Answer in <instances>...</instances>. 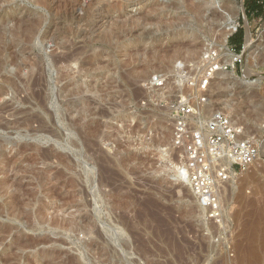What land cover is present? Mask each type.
Listing matches in <instances>:
<instances>
[{
  "label": "rangeland",
  "instance_id": "rangeland-1",
  "mask_svg": "<svg viewBox=\"0 0 264 264\" xmlns=\"http://www.w3.org/2000/svg\"><path fill=\"white\" fill-rule=\"evenodd\" d=\"M225 12L233 30L224 29ZM239 30L238 49L230 38ZM223 40L243 51L242 62L227 71L233 79L215 75L203 117L226 113L256 139L258 156L227 182L215 222L174 174L178 154L159 103L181 92L178 62L195 64ZM154 72L167 84L146 90ZM95 119L107 136L100 147L134 193L130 208L147 213L139 227L152 257L162 248L166 261L180 253L187 264H264L263 15L247 14L243 0H0V264H100L85 250V215L101 227L118 210L107 208L86 157Z\"/></svg>",
  "mask_w": 264,
  "mask_h": 264
},
{
  "label": "built area",
  "instance_id": "built-area-1",
  "mask_svg": "<svg viewBox=\"0 0 264 264\" xmlns=\"http://www.w3.org/2000/svg\"><path fill=\"white\" fill-rule=\"evenodd\" d=\"M259 3L264 8V1ZM242 53L229 47L219 50L210 46L195 64L178 62L173 77L175 87L181 92L159 103L169 112L171 147L178 154L180 178L199 200L208 218L215 222L222 217L224 185L258 156L256 139L226 113L212 110L203 117L216 72L234 69L235 64L242 62ZM167 80L165 74L154 72L143 82V87L165 88Z\"/></svg>",
  "mask_w": 264,
  "mask_h": 264
},
{
  "label": "bare ground",
  "instance_id": "bare-ground-1",
  "mask_svg": "<svg viewBox=\"0 0 264 264\" xmlns=\"http://www.w3.org/2000/svg\"><path fill=\"white\" fill-rule=\"evenodd\" d=\"M225 15H226L225 16L226 17V22L224 23V29L225 30H233L235 28V23L233 22L232 17L230 16V14L228 12H225ZM246 42H247L246 46H248L250 44V40H249L248 37H247V41ZM220 46L221 47L219 49H221V50L224 49L225 50V41L224 40H223V43H221ZM207 47H210V46H206L205 48H207ZM246 70H248V69H246ZM221 72H223L224 75L226 74L231 79H233L232 74L228 73L227 71H219V72H216L215 75L220 74ZM214 79H215V77H214ZM250 98H248V99H250ZM253 101H255V99ZM225 107L227 109L228 105L226 104ZM248 111H249V109H248ZM99 112L100 111H98V113ZM100 114H101V112L98 114V116ZM93 121H94V119H93ZM100 121H101V119H100ZM100 121L96 120L95 123L92 122V123H90V125H88L87 132L85 133L86 137L84 139L85 140V142H84L85 143V153H86V157L89 160H92L93 162H95V164L97 166L96 182H97V185H98L99 193H100L101 197L103 198L104 203L107 204V208L109 210H111V211L112 210L113 211L114 210L115 211L118 210V213H116L117 211L113 212L114 213L113 216H112L113 218L110 216L111 217V219L109 218L110 220H108V217H104V216L101 217V219L106 221L107 225L104 224L105 226L103 225V226L100 227L96 223V219L94 217V213L92 211H90V210H89V213L87 211L88 214L85 215V219L87 221L86 225H88V231H89V232H87V235L89 234V236L87 238V241H85L86 242V245H84V246H86L85 250L88 251V254L90 256H96V258L99 260L98 263H100V264H139L140 262L138 261V259H143L144 260L143 264H169L168 261H171V260L173 261V259L176 262L175 264H187L188 260L186 262L185 258L180 253H177V255H175L174 258L172 257L173 259L166 261L165 257H166L167 254H165V252H164V250L162 248H158L159 251L157 250L158 252H160V254H161L160 256L162 257L160 260H157L156 258L152 257L153 256V254H152L153 252H151V248H149V246H148V244H149V240L148 239L149 238H148V236L146 237L144 235V233H145L144 230L147 229V227H144V229L139 227V225L141 224L140 223L141 221H139L141 219H139V218L143 215L144 212L141 213V212L135 210L134 209L135 206L132 207L133 209L130 208L131 207L130 206V204H131L130 202H131L132 197L134 198V196H133L134 193H133V195H130L131 192L127 191L128 188H126V190H124L125 189L124 188V181L122 180L120 172H118V169L115 167L117 165L114 166V164H113L114 160L112 161V159L108 158L105 155V153L102 150V148L100 147V142H102L104 140V137L106 136L105 134H103V133H105V131L103 130L104 132H102V130H101L103 122L101 121L102 122L101 123ZM244 132L245 133L247 132L245 127H244ZM120 146L122 147L123 144H120ZM261 151L264 154V145H262V150ZM119 162H121V161H119ZM174 167H175L174 174H175L176 178L179 180L178 182H180V185L183 186L184 188L187 187V191L191 192V195L195 199V202L197 203V205H199L202 208V210L204 211L205 209L201 206L199 200L192 193V191L187 186V184L180 178V173L178 171L177 164H175ZM94 174L92 172H88V174H86L87 175V177H86L87 178L86 179L87 183H89V184L93 183ZM236 176H238V175L236 174ZM225 186L226 185H224V188H223V191H222V195H221L222 210H223V192H224V189L226 188ZM102 187L106 188L107 191H105V189L101 190ZM126 187H127V185H126ZM132 201H134V199ZM87 202H89V204L87 203L86 205L91 206V202L90 201H87ZM138 208H139V206H138ZM111 211H110V213H111ZM148 211H149V209H147V212ZM194 211H195L194 209L190 210V212H192V213ZM149 215H150V212H149ZM260 215L264 216V213L261 211ZM142 225H140V226H142ZM158 226H156V228ZM3 230H5V229L3 228ZM141 231H143L144 233L141 234L140 233ZM2 233H5V232H1V234ZM151 233H153V232H151ZM1 238H2V236H1ZM22 240H24V239H22ZM30 240H32V239H30ZM45 240H46V238L44 239V242H45ZM18 241H19V238H18ZM18 241L16 239L17 243H19L21 240L19 242ZM25 241L26 240H24L23 244H25ZM33 241H36V240H33ZM39 241H40V239H39ZM32 242H30V243H32ZM1 243H2V241H1ZM26 243H29L28 239H27ZM36 243H38V242L36 241ZM20 245H22V244H20ZM40 245H44V244H40ZM40 245H39V248L41 249ZM23 247H24V245H23ZM25 247H27V246L25 245ZM19 248H21V247H19ZM119 248H121V250ZM123 249H125L126 251H127V249L131 250L133 253L137 254L138 258L134 259L132 257L130 259L128 254L123 253L124 252ZM127 252H129V251H127ZM154 255H156V254H154ZM244 257H242V258H244ZM247 257L248 256H246V259H247ZM167 258L168 257H166V259ZM246 259H244V262L246 261ZM248 259H250L249 260V264H251V263H253L255 261V259L252 258V257H249ZM250 261H251V263H250ZM170 263H172V262H170ZM195 264H197V263H195Z\"/></svg>",
  "mask_w": 264,
  "mask_h": 264
},
{
  "label": "trees",
  "instance_id": "trees-1",
  "mask_svg": "<svg viewBox=\"0 0 264 264\" xmlns=\"http://www.w3.org/2000/svg\"><path fill=\"white\" fill-rule=\"evenodd\" d=\"M262 0H243L245 10L247 14H254L255 16L263 15L264 16V9L262 4L259 3ZM264 1V0H263ZM242 41V30H239L238 34L235 37L230 38V42L235 44L239 49L241 47Z\"/></svg>",
  "mask_w": 264,
  "mask_h": 264
}]
</instances>
